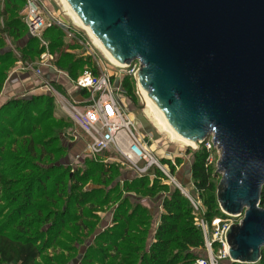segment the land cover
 I'll return each instance as SVG.
<instances>
[{"label": "water", "instance_id": "95a60500", "mask_svg": "<svg viewBox=\"0 0 264 264\" xmlns=\"http://www.w3.org/2000/svg\"><path fill=\"white\" fill-rule=\"evenodd\" d=\"M181 138L219 149L230 262L264 248V0H65Z\"/></svg>", "mask_w": 264, "mask_h": 264}, {"label": "trees", "instance_id": "16d2710c", "mask_svg": "<svg viewBox=\"0 0 264 264\" xmlns=\"http://www.w3.org/2000/svg\"><path fill=\"white\" fill-rule=\"evenodd\" d=\"M22 3L23 0H2L0 18L3 23L0 26V46H2L5 36L18 37L26 28L21 18L16 16ZM59 34L58 28L51 27L43 31L42 38L46 39L50 47L57 52L54 60L55 66H58L71 79H75L77 76L74 77V70L80 64L87 65L86 60L69 59L67 55L63 54L60 50ZM21 52L20 57L17 58L10 51L0 48V91L8 74L7 69L18 60L32 62L34 56H38L41 50L35 48V39L32 38L27 40V44ZM66 60H68L66 64L59 63L60 61L64 63ZM122 77L121 87L124 91V87L128 86L126 79L129 78L131 82H134V79L128 75ZM37 99V97L22 100L10 99L0 105V202H5L4 208L9 209L3 223L7 222L10 226L14 217L16 220L15 226L10 230H6L3 224L0 225V263L3 264H38L44 246H49L47 242L50 235L57 236L59 239L65 227L72 225L79 227V221L87 217L84 209L87 211L92 198L89 194H83L80 197L77 194L75 199L73 198L74 204L68 200L69 202L61 210L49 209L52 205H57L62 197L66 196L69 199L70 195L67 193V186L64 183L65 172L60 174V178H52V175L47 171L44 172V175L40 174L42 170L34 161L36 155L32 146L39 144V140L34 136L35 130L38 129L36 126L40 122V118L43 121L49 118L53 119L51 116L45 117L44 112H41L40 118L33 116ZM46 102L49 106L53 103L51 98H47ZM28 114L31 116L27 118ZM26 125H30L28 130L24 128ZM51 130L55 135L60 132L61 126L52 127ZM105 153L108 152L100 153L97 156L100 157ZM48 155L50 157V153ZM39 156L43 157L41 154ZM207 157L208 152L203 145H200L199 149L194 152L191 179L206 207L204 216L208 221H211L215 217H224L225 215L218 207L215 196V168L207 163ZM91 159L88 161L89 164L95 162L93 158ZM85 169L87 170L88 167L86 166ZM155 175L154 178H150L151 182L159 184L163 182L160 172L156 171ZM148 177L146 175L127 180L128 184L124 186V189L126 191L138 189L143 186ZM84 178V176L68 178L72 183L73 193L79 188L80 179ZM48 181H51L52 188L50 192L45 193ZM154 185L151 184L149 189H152ZM58 188H60L59 197L56 196L54 200L53 196L58 194ZM109 193H107L106 199L100 202V206H106L119 200V196L111 198ZM51 200L54 202L50 203ZM125 205L126 198L119 200L113 211L112 226L96 239L101 246H104L101 259L94 260L91 254L86 253L83 255L85 264H191L196 259L193 251L199 248L203 249L202 233L195 226V216L191 205L177 189H174L163 200L162 212L153 234V240L149 243L148 248H146V244H148L149 229L141 228L140 225L146 226L147 219L150 217L149 212L140 204L134 205L127 212ZM260 207H264V186L260 195ZM71 208L76 212L73 216ZM1 213L0 211V215ZM43 213L45 214L43 215ZM41 223H49L50 227L43 231L34 227ZM84 227L86 228L85 225ZM114 229L117 231L115 232ZM131 233H136L139 236L130 235ZM102 235L104 238H101ZM122 241L125 242L121 243ZM129 248L132 249H130L132 252H129ZM125 250L128 254H137L140 256L139 259L127 260V254L125 256L122 253ZM229 264L241 263L232 262ZM255 264H264V248L261 249V258Z\"/></svg>", "mask_w": 264, "mask_h": 264}, {"label": "rangeland", "instance_id": "374dc122", "mask_svg": "<svg viewBox=\"0 0 264 264\" xmlns=\"http://www.w3.org/2000/svg\"><path fill=\"white\" fill-rule=\"evenodd\" d=\"M41 1L48 5L49 10L57 16V18L72 28L76 36L82 38L83 44H80L75 39L67 37L65 33L57 27L60 30L59 41L61 42V52L67 55L69 59L80 58L81 61L86 60L87 65L80 64L74 70V77L78 76L84 69H95L96 66L93 58L96 57L101 60L111 72L115 73V75H113V79L115 81V85H118L119 78L122 80V76H125L124 69H117V71L114 70L113 65L104 57L102 52L96 47L86 32L74 26L60 0ZM1 2L2 0H0V8L2 7ZM25 4L26 0H23V3L20 6L21 10L19 9L16 15L17 18H21L22 21V10ZM2 23V19L0 18V26H2ZM42 35L43 32L41 36ZM32 38L35 39V48H39L41 53L38 56H34L32 62L28 60L15 61L13 65L7 69V73L18 65L23 71L33 72L35 76L41 77V69L46 66H51L55 69V71H58L57 73L62 74L59 76H63L67 80L66 82L75 86L71 83V80L74 79H71L68 75L66 76L65 72L63 73L58 66H55L54 60L57 54L55 49L50 47V44L46 39L44 41H46L47 45H42L40 39L32 36L27 27L18 37L5 36L0 48L10 51L12 55L19 58L22 53V49L27 44V40ZM43 52L46 53L44 59L46 65L44 66L41 64V54ZM49 55H51V57H49ZM67 61L68 60L64 63L60 61L59 63L66 64ZM38 70L40 73H38ZM126 80L128 82V86L124 87V91L119 93L118 96L124 109L127 111L130 118L133 119L137 132L142 138H144L147 146L155 154V156L170 167L171 174L174 175L176 180L185 186L192 195L196 196L198 193L192 186L191 166L194 161V152L199 148L194 149L192 146H184L179 141L170 138L166 132L161 131L160 127L155 123L156 121L151 116L149 110L142 103V99L138 94L137 83L135 81L131 82L129 78ZM41 88H43L42 91H35L37 93L32 92L24 97L16 99L22 100L24 98L30 99L37 97L38 99L35 100L36 105L34 106L36 109H33L35 114L32 112L33 116L40 118L41 112H44L45 117H53V119L49 118L46 121H43L40 118V122H37L38 124L36 127H38V129L35 130L36 132L34 136L39 140V144L32 146L36 155L34 161L42 170L40 174L44 175V172L47 171L48 174L52 175V178H60V174L65 172L64 183L67 186L66 191L70 195V198L67 199L66 196L62 197L60 202H57V205L54 204L53 206L50 204L52 206L49 207V209L61 210L69 202L68 200H71L72 204H74L73 198L77 196V194L79 197L83 194H89L92 198L88 204L89 207H87V211L84 209V212L87 213V217L82 218L79 221V227H76V225L65 227L59 239H57V236L50 235L48 239L49 241L47 242L49 246H44V251L38 260V264H85L83 261V255L86 253L91 254L94 260L101 259L100 256L103 253L104 246H101L100 242L96 241V239H98L100 234H103L105 230L112 226L111 221L114 208L122 198H126L125 206L127 208V212L130 211V209L136 204H140V206L145 207L149 212L150 217L147 219V227L140 225L141 228L149 229L148 244H146V248H148L149 243L153 240V234L162 212L163 200L168 197L174 189H176L175 186L173 184L166 183L165 181L160 184L157 182H151L150 177H148L149 179H145L143 186L140 188L126 191L124 186L128 184L127 180L136 178L135 174L132 173L126 165L121 164L118 158L116 160L115 156L110 152L105 153L100 157L88 154L86 149L87 140L85 136L74 126L72 121L60 109L58 100H63V102L74 101L67 96L66 89L57 80V77L52 80L42 78L39 82L38 89ZM47 98H51L53 102L51 106H49L46 102ZM29 116H31V114H28L27 118ZM55 126H61V130L59 133L54 135L51 128ZM24 128L28 130L30 125H26ZM48 153H50V157ZM39 154L43 155V157L41 158ZM91 158H93L95 162H91L89 164L88 161ZM211 160L210 165L215 168L216 174L214 178L216 183V196L217 185L221 179V174L217 171L219 151L215 150L211 153ZM86 166L88 167L87 170L85 169ZM70 176L85 177L83 180L80 179V186L77 191L74 190V193L72 183L68 180ZM151 184L155 185L152 189H149ZM51 188V181H48L45 193L50 192ZM40 189L42 188L40 187ZM59 190L60 188L57 189L58 194L54 195L53 199L56 198V196L59 197ZM108 192H110L109 195L111 198H114L116 195L119 196V200H115L114 203H109L106 206H100V202L106 199ZM200 199L203 201L202 198ZM54 200H51L50 203H53ZM4 205L5 202H0V211L2 212L0 215V225L3 224L6 227V230H10V228L15 226L16 220L14 217L13 220H11L10 226L7 222L3 223L4 220H6L5 217L7 212H9V209L6 207L4 208ZM71 212L72 216L76 213L72 210V208ZM44 214L45 213H43V215ZM88 217L91 218L86 219ZM241 219L242 215L235 218H229V221L235 224L239 223ZM144 220L146 219L144 218ZM49 223H41L40 225H34V227H38L43 231L50 227ZM134 225L135 224L133 223V226ZM114 231L116 232L117 229H114ZM130 235L139 236L136 233H131ZM101 238H104V236L102 235ZM123 242L125 241H122L121 243ZM39 243L41 244V242ZM131 246L133 247V244ZM130 249L131 248H129V252H132V249ZM193 252L196 255L195 258L205 256L204 249L199 248ZM122 253L125 254V256L127 254V260L131 261H134L135 259L138 260L140 257L137 256V254H128L127 250Z\"/></svg>", "mask_w": 264, "mask_h": 264}, {"label": "built area", "instance_id": "2783aa9c", "mask_svg": "<svg viewBox=\"0 0 264 264\" xmlns=\"http://www.w3.org/2000/svg\"><path fill=\"white\" fill-rule=\"evenodd\" d=\"M22 13V19L28 31L32 36L39 38L42 45L46 46L47 43L41 34L51 27H58L67 37L83 44L82 38L76 36L70 26L57 18L45 2L26 0ZM45 56L46 53L43 52L41 54L42 66L46 65ZM93 61L95 69H84L74 80H71L73 85L84 92L83 102L58 100L61 111L85 136L88 154L97 156L103 152H110L116 160L118 158L121 164L126 165L137 177L147 175L154 178L156 171L160 172L162 181L173 184L187 198L195 216V226L202 233L205 256L196 258L191 264L230 263L226 232L228 226L233 223L229 221V218H235L238 215L230 216L221 210L224 217H215L211 221L204 217L206 210L198 194L192 195L185 186L176 180L171 174L170 167L155 156L144 138L137 132L133 119L124 109L118 96L123 92L121 78H119L118 85H115L113 79L115 73L111 72L96 57L93 58ZM139 66V61L135 60L129 65H125L124 68L113 67L115 71L124 69L125 75L131 76L137 83L135 73ZM38 73H40L39 70ZM200 145H203L208 152L207 163L210 164L211 153L215 150L219 151V149L212 142L211 137L203 143H196L193 148L198 149Z\"/></svg>", "mask_w": 264, "mask_h": 264}, {"label": "crops", "instance_id": "0c3cea01", "mask_svg": "<svg viewBox=\"0 0 264 264\" xmlns=\"http://www.w3.org/2000/svg\"><path fill=\"white\" fill-rule=\"evenodd\" d=\"M57 72L58 71H55V69L51 66H46L41 69V77H37L33 74V72L23 71L22 69H20V66H15L14 69L7 74V77L1 88L0 104H3L10 99L24 97L25 95L32 92L37 93L35 91H42L43 88L38 89L40 80L42 78L52 80L56 77L57 80L61 83V85L64 86L67 92V96L72 101L76 103L83 102L85 98L84 92L76 86L70 85V83L66 82L67 80L63 76H59L62 74H59Z\"/></svg>", "mask_w": 264, "mask_h": 264}, {"label": "bare ground", "instance_id": "6f19581e", "mask_svg": "<svg viewBox=\"0 0 264 264\" xmlns=\"http://www.w3.org/2000/svg\"><path fill=\"white\" fill-rule=\"evenodd\" d=\"M61 3L63 4L64 10L66 11L67 15L70 17L72 20V23L74 26L82 29L83 31L86 32V34L91 38L93 43L96 45V47L102 52L104 57L115 67L118 68H124L125 65L120 64L116 59H114L108 52L107 50L101 45V43L96 39V37L92 34L90 31L89 27L84 25L80 19L77 17V15L73 12L71 7L66 3L65 0H60ZM138 94L140 95L142 99V103L144 106L149 110L151 116L154 118L156 121L155 123L160 127L161 131L166 132L170 138L179 141L182 145L184 146H192L195 147L196 143L190 142L186 139L181 138L177 133H175L169 125L166 123V121L163 119V117L158 113L156 110L155 106L151 102V100L145 95L144 91L138 86Z\"/></svg>", "mask_w": 264, "mask_h": 264}]
</instances>
